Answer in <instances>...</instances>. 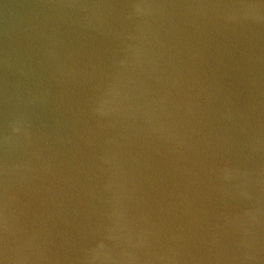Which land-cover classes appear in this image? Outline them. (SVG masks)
<instances>
[{"label": "water", "instance_id": "water-1", "mask_svg": "<svg viewBox=\"0 0 264 264\" xmlns=\"http://www.w3.org/2000/svg\"><path fill=\"white\" fill-rule=\"evenodd\" d=\"M0 264H264V0H0Z\"/></svg>", "mask_w": 264, "mask_h": 264}]
</instances>
